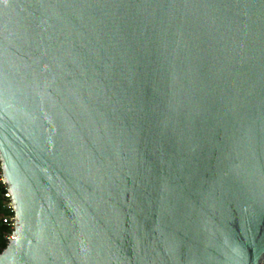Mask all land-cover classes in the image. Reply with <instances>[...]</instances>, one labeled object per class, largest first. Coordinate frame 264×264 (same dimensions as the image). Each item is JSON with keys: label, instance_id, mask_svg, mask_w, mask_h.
Here are the masks:
<instances>
[{"label": "water", "instance_id": "1", "mask_svg": "<svg viewBox=\"0 0 264 264\" xmlns=\"http://www.w3.org/2000/svg\"><path fill=\"white\" fill-rule=\"evenodd\" d=\"M0 264H261L264 0H0Z\"/></svg>", "mask_w": 264, "mask_h": 264}, {"label": "trees", "instance_id": "2", "mask_svg": "<svg viewBox=\"0 0 264 264\" xmlns=\"http://www.w3.org/2000/svg\"><path fill=\"white\" fill-rule=\"evenodd\" d=\"M6 190L4 186L0 183V250L5 246L4 236L8 233L7 227L2 224L1 220L9 215L8 211L5 208L6 199L4 198V194Z\"/></svg>", "mask_w": 264, "mask_h": 264}, {"label": "built area", "instance_id": "3", "mask_svg": "<svg viewBox=\"0 0 264 264\" xmlns=\"http://www.w3.org/2000/svg\"><path fill=\"white\" fill-rule=\"evenodd\" d=\"M0 183H1V180H0ZM4 198L7 201L6 205H5V208H6V210L9 213V215L7 217H5V218H3L1 220L2 224H4L7 227V229H8V233L4 236V240H5V243H6L8 241V239H9V237L11 236V232L13 230L14 219H13V211H12L11 205H10V203L8 201V195L6 193L4 194ZM261 264H264V260H263V262Z\"/></svg>", "mask_w": 264, "mask_h": 264}]
</instances>
